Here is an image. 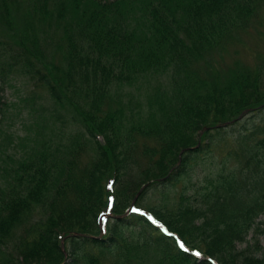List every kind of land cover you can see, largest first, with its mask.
<instances>
[{
  "label": "trees",
  "instance_id": "trees-1",
  "mask_svg": "<svg viewBox=\"0 0 264 264\" xmlns=\"http://www.w3.org/2000/svg\"><path fill=\"white\" fill-rule=\"evenodd\" d=\"M263 13L264 0H0V123L17 74L73 122L48 142L37 110L17 156L0 125V264H264V53L211 61L252 31L264 44ZM204 155L225 167L142 204Z\"/></svg>",
  "mask_w": 264,
  "mask_h": 264
},
{
  "label": "rangeland",
  "instance_id": "rangeland-1",
  "mask_svg": "<svg viewBox=\"0 0 264 264\" xmlns=\"http://www.w3.org/2000/svg\"><path fill=\"white\" fill-rule=\"evenodd\" d=\"M262 22L264 23V13L261 14ZM257 31H252L247 35H244L240 42L232 43L226 48L221 56L220 54L212 57V62L215 66H221L223 69H227L226 64L231 65L232 59L238 58L242 62L250 63L253 59L252 52L261 50L264 53V44H262L263 39L256 35ZM55 34V33H54ZM264 34V33H263ZM59 36V34L57 33ZM56 37V35H54ZM58 38V37H56ZM215 58V59H213ZM136 88V87H135ZM134 88V89H135ZM34 91L35 103L32 100L23 101L25 95L32 93ZM4 97L10 102L9 106L6 108V113L3 114V120L0 125L3 128V137L8 136L9 141H3V150L12 152L11 154L19 155L28 148V142L17 144L15 143L18 137L28 134L29 137H34L37 130V110H39L41 116H45L48 121H43L45 126L42 136L49 139L48 142H61L64 135L71 131L73 128L69 127L73 122L70 121L68 111L62 110L64 116L61 119H55L52 117L54 114V106L50 103L48 99V94L45 90H34L31 83L26 80L25 76L22 74H17L15 79L11 81V84H6L4 86ZM35 106V107H34ZM34 107V109H32ZM32 113V114H31ZM252 116L247 114L243 119H249ZM246 118V119H245ZM1 136V135H0ZM100 139V138H99ZM12 142H14L12 144ZM220 159H215L212 156L204 155L199 157L192 168L189 170L188 175L182 174L179 181L175 185H171L164 193L160 191L156 186L149 187L147 189L145 197L142 199V204H167L170 205L175 196L180 192L190 194L195 191L198 186L204 184V178L206 176L215 175L220 169L225 167V163L219 161ZM201 181V182H200ZM261 244L264 245V235L261 236ZM207 255L204 256L206 258Z\"/></svg>",
  "mask_w": 264,
  "mask_h": 264
}]
</instances>
